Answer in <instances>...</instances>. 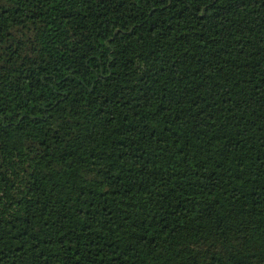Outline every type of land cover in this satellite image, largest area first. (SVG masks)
Instances as JSON below:
<instances>
[{"label":"trees","instance_id":"trees-1","mask_svg":"<svg viewBox=\"0 0 264 264\" xmlns=\"http://www.w3.org/2000/svg\"><path fill=\"white\" fill-rule=\"evenodd\" d=\"M0 264H264V0H0Z\"/></svg>","mask_w":264,"mask_h":264}]
</instances>
